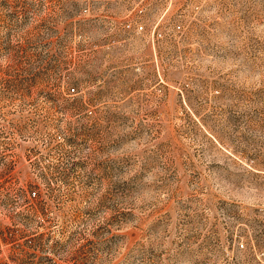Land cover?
Returning <instances> with one entry per match:
<instances>
[{"label": "rangeland", "instance_id": "rangeland-1", "mask_svg": "<svg viewBox=\"0 0 264 264\" xmlns=\"http://www.w3.org/2000/svg\"><path fill=\"white\" fill-rule=\"evenodd\" d=\"M0 264H264V0H0Z\"/></svg>", "mask_w": 264, "mask_h": 264}, {"label": "built area", "instance_id": "built-area-1", "mask_svg": "<svg viewBox=\"0 0 264 264\" xmlns=\"http://www.w3.org/2000/svg\"><path fill=\"white\" fill-rule=\"evenodd\" d=\"M139 28H142V27H141V26H139ZM73 90H74L73 88H71V89H70V91H72V92H73Z\"/></svg>", "mask_w": 264, "mask_h": 264}, {"label": "trees", "instance_id": "trees-1", "mask_svg": "<svg viewBox=\"0 0 264 264\" xmlns=\"http://www.w3.org/2000/svg\"><path fill=\"white\" fill-rule=\"evenodd\" d=\"M71 88H73V89L75 90V88H74V87H71ZM71 88H70V89H71ZM74 90H73V91H74Z\"/></svg>", "mask_w": 264, "mask_h": 264}]
</instances>
